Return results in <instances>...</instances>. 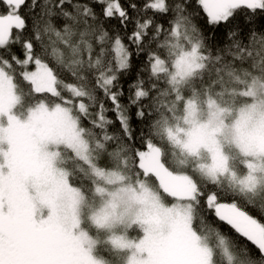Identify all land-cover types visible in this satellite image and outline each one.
<instances>
[{
  "label": "snow or ice",
  "instance_id": "6c2138e0",
  "mask_svg": "<svg viewBox=\"0 0 264 264\" xmlns=\"http://www.w3.org/2000/svg\"><path fill=\"white\" fill-rule=\"evenodd\" d=\"M259 17L0 0V264H264Z\"/></svg>",
  "mask_w": 264,
  "mask_h": 264
},
{
  "label": "trees",
  "instance_id": "16d2710c",
  "mask_svg": "<svg viewBox=\"0 0 264 264\" xmlns=\"http://www.w3.org/2000/svg\"><path fill=\"white\" fill-rule=\"evenodd\" d=\"M135 2H136L137 4H139V5L142 6L143 3L145 2V0H135ZM120 3H121L124 7L127 8V7H128V4H129V0H120ZM97 10H99V8H98ZM129 11H131V9H129ZM199 17H203V19H199V18H197V19H196V23H197L198 25H200V26H203V25H204V22H205V20H206V17L204 16L202 10H201L200 13H199ZM112 23L115 24L116 21H112ZM236 23L240 24L241 27H244V22H243V12H242V11H241V15L238 17ZM256 24H257V26H258V28H259L260 30H264V17H259V18H257V20H256ZM132 27H133V25L130 24L129 27H128V29H127V31H128L129 34H130L131 31H132ZM223 31H224V29H223V27H221V28H220V32H223ZM134 62H135V63H139V61H136V60H134ZM132 79H133L132 76H129V77L126 78V80H127L128 82H130ZM124 91H125V97L123 98V101H124V102H127V99H126V98H127V94H128L127 83H125V85H124ZM108 115L111 116L112 114L109 113ZM133 126H134V127L136 126V122H135V120H133ZM255 215L257 216V218L261 219L262 222H264V214H261V213L259 212V210H256Z\"/></svg>",
  "mask_w": 264,
  "mask_h": 264
}]
</instances>
